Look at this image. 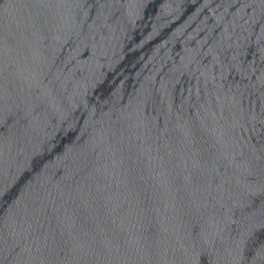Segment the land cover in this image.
I'll list each match as a JSON object with an SVG mask.
<instances>
[{
	"label": "water",
	"instance_id": "95a60500",
	"mask_svg": "<svg viewBox=\"0 0 264 264\" xmlns=\"http://www.w3.org/2000/svg\"><path fill=\"white\" fill-rule=\"evenodd\" d=\"M0 264H264V0H0Z\"/></svg>",
	"mask_w": 264,
	"mask_h": 264
}]
</instances>
